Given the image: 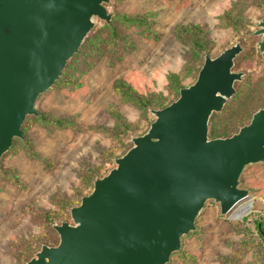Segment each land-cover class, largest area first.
<instances>
[{
    "label": "rangeland",
    "instance_id": "rangeland-1",
    "mask_svg": "<svg viewBox=\"0 0 264 264\" xmlns=\"http://www.w3.org/2000/svg\"><path fill=\"white\" fill-rule=\"evenodd\" d=\"M109 23L93 19L77 54L27 116L22 138L0 159V264H27L94 181L147 133L151 110L174 102L197 78L205 57L239 44L242 78L208 131L231 136L264 106V53L255 36L264 0H108ZM209 139H212L209 136ZM246 199L225 215L204 204L195 230L167 264H264V162L246 166Z\"/></svg>",
    "mask_w": 264,
    "mask_h": 264
},
{
    "label": "water",
    "instance_id": "water-1",
    "mask_svg": "<svg viewBox=\"0 0 264 264\" xmlns=\"http://www.w3.org/2000/svg\"><path fill=\"white\" fill-rule=\"evenodd\" d=\"M108 0H0V159L22 138L34 104L59 79L93 29L109 23ZM255 36L264 53V20ZM239 44L205 57L196 81L160 110L147 133L115 160L108 175L70 210L72 223L54 229L59 243L43 245L27 264H167L181 238L195 230L204 204L225 215L246 199L243 169L264 162V107L228 138H208L242 78L233 72Z\"/></svg>",
    "mask_w": 264,
    "mask_h": 264
},
{
    "label": "trees",
    "instance_id": "trees-1",
    "mask_svg": "<svg viewBox=\"0 0 264 264\" xmlns=\"http://www.w3.org/2000/svg\"><path fill=\"white\" fill-rule=\"evenodd\" d=\"M85 38H86V37H85ZM85 38H84V40H85ZM84 40H83V41H84ZM82 43H83V42H82ZM238 56H239V55H238ZM238 56H237V57H238ZM237 57H236V58H237ZM72 58H73V57H72ZM204 60H205V59H204ZM235 60H236V59H235ZM235 60H234V63H235ZM203 63H204V62H203ZM233 67H234V66H233ZM200 69H201V68H200ZM238 82H239V81H238ZM235 83H236V82H235ZM235 83H234V84H235ZM178 97H179V96H178ZM169 105H170V104H169ZM223 107H224V106H223ZM263 107H264V106H263ZM263 107H262V108H263ZM262 108H260V109H262ZM222 109H223V108H222ZM260 109H258V110H260ZM258 110H257V111H258ZM151 111H153V110H151ZM221 111H222V110H221ZM257 111H255V112H257ZM255 112H254V113H255ZM214 113H215V112H214ZM214 113H212V114H214ZM212 114H211V116H212ZM36 116H38V113H37ZM211 116H210L209 119H211ZM208 122H209V121H208ZM243 126H245V125H243ZM243 126H241V127H243ZM241 127H240V128H241ZM240 128H239V129H240ZM239 129H238V131H239ZM21 131H22V127H21ZM238 131H237V132H238ZM208 132H209V136H211L212 139H217V138H228V137H231V136H233L234 134L237 133V132H236V133L232 134L231 136H227V135H216V131H215V129H213V128H211ZM208 138H209V137H208ZM15 140H16V139H14L13 142H14ZM12 145H13V144H12ZM257 231L261 234V236H262V238H263V241H264V230H263V226L259 224V225L257 226ZM188 234H189V233H188ZM188 234H187V235H188ZM185 236H186V235H185ZM183 237H184V236H183ZM177 252H178V251H177ZM175 253H176V252H175ZM173 254H174V253H173ZM173 254H172V255H173ZM172 255H171V256H172Z\"/></svg>",
    "mask_w": 264,
    "mask_h": 264
}]
</instances>
